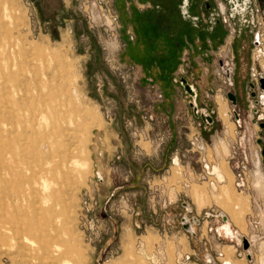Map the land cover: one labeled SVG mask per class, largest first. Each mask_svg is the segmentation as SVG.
<instances>
[{
    "label": "rangeland",
    "instance_id": "obj_1",
    "mask_svg": "<svg viewBox=\"0 0 264 264\" xmlns=\"http://www.w3.org/2000/svg\"><path fill=\"white\" fill-rule=\"evenodd\" d=\"M110 22L98 0H0V264H261L264 237L236 243L264 234L249 26L203 49L207 73L198 51L184 57L191 106L182 77L170 102L168 85L126 60L120 17ZM221 49L234 54L233 85L218 74ZM205 163L221 167L232 201ZM225 216L234 238L218 230Z\"/></svg>",
    "mask_w": 264,
    "mask_h": 264
},
{
    "label": "crops",
    "instance_id": "obj_2",
    "mask_svg": "<svg viewBox=\"0 0 264 264\" xmlns=\"http://www.w3.org/2000/svg\"><path fill=\"white\" fill-rule=\"evenodd\" d=\"M227 1L112 0L121 21L124 57L129 63L140 67L152 81L157 78L159 84L168 85L170 102L176 101L179 97L176 93L179 77L187 79L181 66L189 67L191 64V59L189 63H183L184 57L188 54L191 58L198 51L200 59L197 63L193 62L194 67L199 66L207 73L209 67L203 60V49L207 50L205 53L208 55L212 44H222L226 38L233 42L240 32L242 25L239 17L232 19L231 25L219 20V7H225L229 13V8L235 4L233 14L237 16L240 12L237 0ZM178 43H181V48L175 63L172 55ZM181 83L180 80V85L185 88ZM193 86L197 93L189 100L191 106L193 101L197 102L199 94L196 86Z\"/></svg>",
    "mask_w": 264,
    "mask_h": 264
},
{
    "label": "built area",
    "instance_id": "obj_3",
    "mask_svg": "<svg viewBox=\"0 0 264 264\" xmlns=\"http://www.w3.org/2000/svg\"><path fill=\"white\" fill-rule=\"evenodd\" d=\"M102 7L105 8V11L108 13V16L111 19L110 24L113 26H116L119 21V15L118 13L112 9L110 0H98ZM255 7V19L251 25V35H252V56H251V65H250V90H251V100H250V108L254 115H257V117L261 120H264V87H262V80H264V12L261 9L260 5L256 2ZM225 22H227L229 25H231V19L228 17L225 19ZM235 57L234 54H230V50H220V54L218 57L219 61V69L218 74L222 77H225L224 80L228 84L233 85L234 80V71H235ZM232 101V100H231ZM209 114V113H206ZM211 115V114H210ZM203 119V118H202ZM207 123L214 122V119L211 120L208 117H205L203 119ZM264 122V121H263ZM264 135V133H263ZM239 145H242V143L239 142ZM200 149H205L204 145L198 146ZM263 147H264V138L263 140H260L259 149L255 153L256 157V163L260 162V165L262 162H264V154H263ZM234 153L232 154V157H235V154L237 153V148L234 147ZM249 162L248 157H242L241 161L238 163L242 166H246ZM209 164L205 163V171L206 175L213 174L209 170ZM238 186H242V182L244 181V175H242L241 172L237 175ZM261 222L255 217V219L252 222V230L253 232L261 233L260 225ZM255 237H264L263 235L259 234H252L250 237L240 236V243L236 241L237 245L241 246L243 245V238H247L249 241V246L255 241ZM222 255V254H221ZM250 258L251 255L249 254ZM187 259H189V255L186 256ZM186 262V261H185ZM183 264H187V263ZM208 263H215L214 257L212 255H209ZM262 264V263H261Z\"/></svg>",
    "mask_w": 264,
    "mask_h": 264
},
{
    "label": "bare ground",
    "instance_id": "obj_4",
    "mask_svg": "<svg viewBox=\"0 0 264 264\" xmlns=\"http://www.w3.org/2000/svg\"><path fill=\"white\" fill-rule=\"evenodd\" d=\"M185 79V78H184ZM184 82H185V84H186V88L191 92V93H193L194 95H196V90H195V88H194V86L193 85H191L189 82H188V80L187 79H185L184 80ZM9 87V86H8ZM8 87H7V89H8ZM217 98H218V103H219V109H220V111L222 112V114L225 116V117H227V115H229L228 114V111H229V109H228V111H226V104H224V102H223V99H222V97H220V96H217ZM194 105V107L196 108V111H197V113H198V115L201 117V111H200V109L198 108V104H193ZM220 112V113H221ZM202 113H204V115H206V113H205V111H202ZM221 114V115H222ZM207 117V116H206ZM229 120H230V118H229ZM227 129V128H226ZM43 147L45 148V150H46V153L48 152V143H47V141H45L44 143H43ZM225 147V146H224ZM174 163L176 164V165H179V166H181L180 165V162H179V158L178 157H175V159H174ZM175 165V166H176ZM176 168L178 169V167L176 166ZM182 168V167H181ZM179 169H180V167H179ZM178 169V170H179ZM209 170H210V172L211 173H213V174H215L216 175V177H217V180L219 181V182H222V183H225L223 186H221V197H222V200H223V202H224V200H228V201H232V194H231V183L229 182V183H227V178H226V176H225V174H224V172H223V170L221 169V167L219 166V165H212V166H209ZM48 171L50 172V170L48 169ZM261 179V178H260ZM262 181V180H261ZM264 181V180H263ZM215 182H212V185L214 184ZM262 183V182H261ZM260 187H262V184H261V186ZM264 187V186H263ZM262 187V188H263ZM263 190V189H262ZM235 207H237V208H239L240 206H239V203L237 204H235ZM241 210V209H240ZM238 216L239 217H242V219H243V214L240 212L239 214H238ZM227 217V216H226ZM225 223H226V225L228 224L229 225V227L231 228L232 226L230 225V223H229V221H228V217L227 218H225ZM226 225H224V226H226ZM194 225L193 224H191L190 223V229L193 231L194 230ZM236 238H237V241L240 243V237L239 236H236ZM209 258V257H208ZM263 261V260H262ZM264 262V261H263ZM262 262V263H263ZM223 263L224 264H232L230 261H223ZM264 264V263H263Z\"/></svg>",
    "mask_w": 264,
    "mask_h": 264
},
{
    "label": "flooded vegetation",
    "instance_id": "obj_5",
    "mask_svg": "<svg viewBox=\"0 0 264 264\" xmlns=\"http://www.w3.org/2000/svg\"><path fill=\"white\" fill-rule=\"evenodd\" d=\"M256 2L257 4L260 5L261 9L264 12V0H237L236 3H240L239 5L240 12L237 14V16L233 14L236 11V9L234 8L235 4H233L232 7L229 8V11H228L229 13H227V10L225 7L224 8L219 7V16H220L219 20H223L225 22V19H227L228 17L231 20L239 17L241 19L240 20L241 25L246 24L249 26V28H251V25L255 19ZM207 4L209 5V3ZM237 102H238V96H237ZM258 166L260 168L259 162H258ZM259 175H260V178H263L261 174ZM224 225H226V223H224L221 228H218L219 232L221 233L223 231V233L226 234V236H232L234 238L235 232L233 228L232 227L230 228L228 224L226 226Z\"/></svg>",
    "mask_w": 264,
    "mask_h": 264
},
{
    "label": "water",
    "instance_id": "obj_6",
    "mask_svg": "<svg viewBox=\"0 0 264 264\" xmlns=\"http://www.w3.org/2000/svg\"><path fill=\"white\" fill-rule=\"evenodd\" d=\"M184 80H185V79H181V82L183 83L184 87L186 88V84H185ZM262 87H264V80H262ZM186 89H187V88H186ZM187 90H188V89H187ZM228 96H229V98L232 100V102H233L234 104L237 103V95H236L235 93L229 91V92H228ZM195 112H196V114H198L197 111H196V108H195ZM206 116H207L208 118H210L211 120H213V117H212L210 114H206V115H204V113L201 112V117H202L203 119H205ZM261 125L264 127V122H262ZM263 154H264V147H263ZM224 218H227V217L225 216ZM195 220H197V219H195ZM243 245H244V248H245V249H248V248H249V241H248L247 238H243ZM208 264H212V263H208Z\"/></svg>",
    "mask_w": 264,
    "mask_h": 264
},
{
    "label": "trees",
    "instance_id": "obj_7",
    "mask_svg": "<svg viewBox=\"0 0 264 264\" xmlns=\"http://www.w3.org/2000/svg\"><path fill=\"white\" fill-rule=\"evenodd\" d=\"M180 48H181V43H178L177 47L175 48V52L173 53L172 55V59L174 60L175 63H177V58L179 57V51H180Z\"/></svg>",
    "mask_w": 264,
    "mask_h": 264
}]
</instances>
